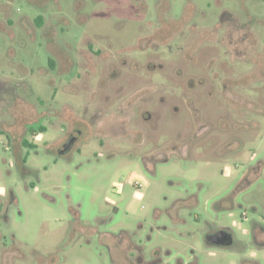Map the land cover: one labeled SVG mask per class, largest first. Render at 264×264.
<instances>
[{"label":"rangeland","instance_id":"1","mask_svg":"<svg viewBox=\"0 0 264 264\" xmlns=\"http://www.w3.org/2000/svg\"><path fill=\"white\" fill-rule=\"evenodd\" d=\"M0 264H264V0H0Z\"/></svg>","mask_w":264,"mask_h":264},{"label":"flooded vegetation","instance_id":"2","mask_svg":"<svg viewBox=\"0 0 264 264\" xmlns=\"http://www.w3.org/2000/svg\"><path fill=\"white\" fill-rule=\"evenodd\" d=\"M74 135H68V137H66L63 141H62V150L64 148V146H66L68 144V142H74ZM227 235H230L227 232L224 231H220V232H216L213 234H210L209 236H212V239L214 241H220L222 242L224 239H226ZM230 241H231V245L233 244V239L232 236L230 235Z\"/></svg>","mask_w":264,"mask_h":264},{"label":"water","instance_id":"3","mask_svg":"<svg viewBox=\"0 0 264 264\" xmlns=\"http://www.w3.org/2000/svg\"><path fill=\"white\" fill-rule=\"evenodd\" d=\"M73 142H68V144L66 146H64L63 150L60 152L61 155L66 154L69 150L70 147L72 146ZM207 241L211 244H214L216 246H223V247H228L231 245V241H230V235H227L226 239H224L222 242L220 241H214L212 239V236H208L207 237Z\"/></svg>","mask_w":264,"mask_h":264},{"label":"trees","instance_id":"4","mask_svg":"<svg viewBox=\"0 0 264 264\" xmlns=\"http://www.w3.org/2000/svg\"><path fill=\"white\" fill-rule=\"evenodd\" d=\"M208 242V241H207ZM209 243V242H208Z\"/></svg>","mask_w":264,"mask_h":264}]
</instances>
